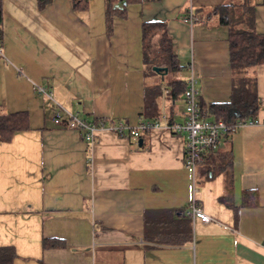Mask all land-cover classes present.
I'll use <instances>...</instances> for the list:
<instances>
[{
	"label": "crops",
	"instance_id": "0c3cea01",
	"mask_svg": "<svg viewBox=\"0 0 264 264\" xmlns=\"http://www.w3.org/2000/svg\"><path fill=\"white\" fill-rule=\"evenodd\" d=\"M243 4L253 7L255 30L264 34V0H140L128 5L126 17H114L112 32L105 0H88L79 10L72 0H53L43 10L37 0H2L0 116H19L28 126L0 140V246L15 248L14 264H264V64L248 70L259 124L240 127L219 149L231 161V208L219 202L222 187L208 193L207 159L195 175L185 166L186 134L154 129L139 145L101 129L91 144L52 122L59 107L106 124L135 127L161 115L182 122L184 90L173 100L168 84L186 82L191 61L200 104L228 102L229 32L211 13ZM154 21L166 23L187 77L147 70L142 25ZM34 85L52 98L35 94ZM158 85L162 95L148 109L146 89ZM245 191L257 193L255 205H244ZM194 198L214 221L191 217ZM163 212L176 224L189 219L188 243L152 239ZM45 239L64 244L44 248Z\"/></svg>",
	"mask_w": 264,
	"mask_h": 264
},
{
	"label": "trees",
	"instance_id": "16d2710c",
	"mask_svg": "<svg viewBox=\"0 0 264 264\" xmlns=\"http://www.w3.org/2000/svg\"><path fill=\"white\" fill-rule=\"evenodd\" d=\"M39 9L43 10L52 3L53 0H37ZM140 0H105V19L109 32H112L114 17H126L127 7L131 3ZM75 10L86 9L88 0H72ZM219 17V23L228 28L229 32V56L233 75V86L230 100L226 103L201 105L202 112L206 116H213L215 120L235 124L237 122H248L257 120L260 110L257 94L256 79L248 73L250 68L264 64V34H259L255 30V16L253 7L248 4L224 5L214 8L211 15ZM3 43L2 30V0H0V47ZM142 52L143 61L152 75L154 67H166L168 73L176 74L182 67L174 55L173 45L168 35L167 25L164 22H146L142 25ZM171 89V98L177 92L185 90L186 82L181 79L170 80L168 84ZM184 92V91H183ZM162 95L160 85L146 89V103L148 109L157 106V100ZM92 124L106 123L104 120H89ZM115 123V122H112ZM28 126L16 115L0 116V140L9 142L15 133L27 129ZM231 136H225L223 141L227 142ZM229 158L228 152H213L205 155L204 160L217 170H224V167H216L218 158ZM231 161L227 163L230 170ZM206 175L211 173L205 167ZM230 173V172H229ZM213 174V172L211 173ZM233 184L231 175L228 178V193L220 197L219 202L227 207H233ZM257 193L255 191H245L243 193L244 205H255ZM162 218L166 219L163 224L160 222L155 231L151 233L152 239L158 243L171 245H184L191 240V226L189 219L183 223L172 222L163 212ZM151 238V237H150ZM146 239H148L146 235ZM59 240L45 239L44 248L63 246ZM17 258L16 250L13 246H0V264H14Z\"/></svg>",
	"mask_w": 264,
	"mask_h": 264
},
{
	"label": "built area",
	"instance_id": "2783aa9c",
	"mask_svg": "<svg viewBox=\"0 0 264 264\" xmlns=\"http://www.w3.org/2000/svg\"><path fill=\"white\" fill-rule=\"evenodd\" d=\"M188 21L190 24L195 23L196 17L193 11L189 12ZM188 69L190 70V75L183 92L185 112L182 122H171L168 116L161 115L155 121L141 122L135 127H131L125 122H111L109 124L101 122L96 125L80 117L78 114L70 113L60 107L55 110L52 116V122L55 126H65L81 132L84 139L91 144L95 142L97 131L101 129H108L120 137L128 136L135 141H138L142 134L159 128H163L178 136L186 134L184 142V164L195 175L205 155L219 151L225 136H232L242 126L257 125L259 121L257 119L231 124L206 116L202 112L199 102L198 80L194 72L193 61L189 63ZM33 90L39 96L52 98L51 93L43 86L34 85ZM189 214L194 220H200L205 224L214 221L204 213L195 198L189 205Z\"/></svg>",
	"mask_w": 264,
	"mask_h": 264
},
{
	"label": "rangeland",
	"instance_id": "374dc122",
	"mask_svg": "<svg viewBox=\"0 0 264 264\" xmlns=\"http://www.w3.org/2000/svg\"><path fill=\"white\" fill-rule=\"evenodd\" d=\"M181 63L182 64H180V65H181L182 69L179 72H177L176 74L170 73V75L173 74L176 77L180 76L183 78L187 77V72L185 71L184 64H183V62H181ZM188 78H189V76H188ZM228 162H229V158H223V157L218 158L216 167H221V168L224 167V170H217L216 168H214L209 163H206V165H205L206 169L211 170L213 172V175H214V178H210L211 173H212L211 172L208 175L209 178L205 179L206 182L204 184H206L207 188H210L211 186H215V185H216V188H218V186H219V188L221 189V187H222L223 188L222 193L224 195H227V193H228V178L230 175V173L228 171V167H227ZM210 184H213V185H210ZM210 192H213V190L211 188L208 189V193H210ZM210 196L212 197L213 194H211Z\"/></svg>",
	"mask_w": 264,
	"mask_h": 264
},
{
	"label": "water",
	"instance_id": "95a60500",
	"mask_svg": "<svg viewBox=\"0 0 264 264\" xmlns=\"http://www.w3.org/2000/svg\"><path fill=\"white\" fill-rule=\"evenodd\" d=\"M153 71L161 76H166L168 74V68L166 67H154ZM142 140H139V145H142Z\"/></svg>",
	"mask_w": 264,
	"mask_h": 264
}]
</instances>
